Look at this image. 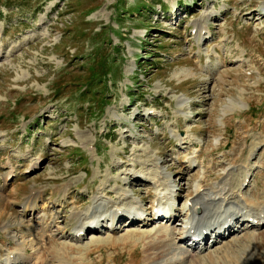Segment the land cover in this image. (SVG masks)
Here are the masks:
<instances>
[{"label":"rangeland","instance_id":"rangeland-1","mask_svg":"<svg viewBox=\"0 0 264 264\" xmlns=\"http://www.w3.org/2000/svg\"><path fill=\"white\" fill-rule=\"evenodd\" d=\"M0 50V264H143L128 232L183 230L229 173L264 200V0H0ZM101 195L172 218L74 237ZM233 224L155 262L264 264V226Z\"/></svg>","mask_w":264,"mask_h":264},{"label":"bare ground","instance_id":"bare-ground-1","mask_svg":"<svg viewBox=\"0 0 264 264\" xmlns=\"http://www.w3.org/2000/svg\"><path fill=\"white\" fill-rule=\"evenodd\" d=\"M229 176H233V174L229 173L227 176L224 177L225 178L224 181L216 182L215 185L211 187V189H207V192L205 189H202L201 185L196 186L197 198H195V200L192 202L191 206L187 211V213L190 214L191 217L189 220L184 222L185 227L183 225V230L172 231L170 229L161 227L158 230L160 233L157 232L156 230L155 231L144 230L141 232L130 230L128 232L127 235L131 237V240L130 241L129 239L127 240L129 241L131 246L135 248L139 245V243L144 244L145 255H144L143 264H164L166 260H162L161 262H155V258L157 256H163V258L166 259V256L173 255V257H175L174 255H176L177 260L179 261L182 260L189 251V249L184 248L185 246L183 247V243H182L183 240L184 241H186L187 239L193 240L194 236L196 235H200V236L203 235V239H205L206 236L208 237L209 234L208 232L211 230V228H213L212 233H216L215 229L216 228L218 229L219 223L232 225L236 220H239V218L245 217L246 221L248 222V225L250 226H256V225L264 226V200L262 202L259 200L253 201L250 199V197L248 198L244 194L242 186L247 176L243 178V182L240 183V186L237 189L234 187L235 185L234 182L237 180L236 177L232 178ZM107 186L108 185L105 184V186H102L101 188V191L104 192L106 195L111 194V190H107ZM36 192L37 190L33 188L32 194L28 196V198H26L25 202H23V204H25V208L35 206L36 199L38 198V192L37 194ZM123 196L126 197L127 199L133 198L134 204H139L140 200L139 201L137 200V198L134 196V193L124 192ZM94 204L95 206H93V209L91 208L90 210L88 209L89 211H87V213L81 214L80 211L76 212L75 215L79 220L78 221L79 224L74 228L76 231V233L73 234L74 237L81 236L80 234L87 227L88 230H85L86 233L91 231H98L100 227H104V224L108 223L107 221L110 220L111 222L109 225L111 226H107V227H111L112 229L110 230H115L116 227L114 226L113 228L115 220L117 218H121L122 216L128 217V221H129L128 225H131L132 223L134 224L136 220L134 218H136V216H138L139 218V219L137 218V221L142 223H145V220L148 219L150 221L151 220L161 221L165 218H167L166 220H170L172 218V216H169L170 213L168 212L169 209L163 206H159L157 202H155L152 207H145V208L132 207L127 209L118 206L117 210H113L108 207L107 199H105L104 196L101 195L94 197ZM198 207L199 209L204 210V214L202 216L201 215L199 216L197 213L196 208ZM173 210H175V208H173ZM126 213H128V215H126ZM140 214H144V216H141L144 217V219L140 220L141 219L139 216ZM161 214H165V217L161 216ZM132 220H134V222H132ZM228 220L229 222H227ZM230 221L232 224H230ZM224 227H222L221 230L225 229ZM261 234H263V232ZM174 235L176 236L178 235L177 238H175ZM252 238L254 240L259 239V237L256 234H251V239ZM261 238H263L262 235ZM157 239L159 240V242L154 243V241ZM118 240L119 239H115V244L119 242ZM102 241L103 240H100L98 238L92 239V242L96 243V245H98V243ZM192 243H194L193 247H195L196 244L197 245L200 244L199 241L197 242L195 240H193ZM186 244L188 246H191L190 243H186ZM189 255H191L192 257L190 260L192 263L202 264V260H203L202 257L195 258L194 257L195 254L192 255L191 253ZM18 259H20V257L18 258L16 256V253L14 252H9L6 256V262L13 261L12 264H15V261Z\"/></svg>","mask_w":264,"mask_h":264},{"label":"trees","instance_id":"trees-1","mask_svg":"<svg viewBox=\"0 0 264 264\" xmlns=\"http://www.w3.org/2000/svg\"><path fill=\"white\" fill-rule=\"evenodd\" d=\"M81 36H82V34H81ZM77 45H78L77 51H78V52H83V48L80 46V44L78 43ZM87 67H88V65H86V69H87ZM86 69H85L84 71H86ZM84 75H85V74H84ZM84 75H82V76H84ZM82 76H76V75H75V77L72 78V79L70 80V82H68V83H63V82H62V85H66V84H69V85H75V86H76V89L79 88L77 85H81V86H82L81 89H82V88L84 87V84L86 83V80L83 79ZM75 79L78 80L77 83H74V80H75ZM57 82H58V80H57Z\"/></svg>","mask_w":264,"mask_h":264}]
</instances>
